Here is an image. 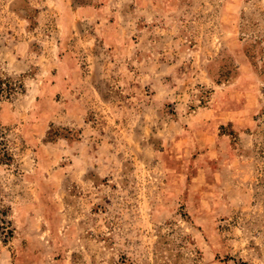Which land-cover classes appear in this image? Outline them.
<instances>
[{"label": "rangeland", "instance_id": "1", "mask_svg": "<svg viewBox=\"0 0 264 264\" xmlns=\"http://www.w3.org/2000/svg\"><path fill=\"white\" fill-rule=\"evenodd\" d=\"M0 264H264V0H0Z\"/></svg>", "mask_w": 264, "mask_h": 264}, {"label": "trees", "instance_id": "2", "mask_svg": "<svg viewBox=\"0 0 264 264\" xmlns=\"http://www.w3.org/2000/svg\"><path fill=\"white\" fill-rule=\"evenodd\" d=\"M13 90L14 87L12 85L0 79V102L4 99H7ZM11 159L12 157L8 151L7 143L2 136V127L0 125V163L8 162ZM3 224L6 223L5 220L1 218V209H0V226L2 225L1 226L2 229L6 230V227H4ZM6 232H10V231L7 229ZM242 264H246V263H242Z\"/></svg>", "mask_w": 264, "mask_h": 264}]
</instances>
